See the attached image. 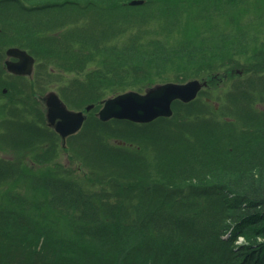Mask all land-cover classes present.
<instances>
[{
  "label": "trees",
  "instance_id": "obj_1",
  "mask_svg": "<svg viewBox=\"0 0 264 264\" xmlns=\"http://www.w3.org/2000/svg\"><path fill=\"white\" fill-rule=\"evenodd\" d=\"M16 1L21 9L31 4L33 15L94 10L129 25L156 21L176 40L144 45L133 34L121 48L108 46L112 61L128 55L133 65L141 59L157 70L179 59L187 68L200 54L227 68L245 58L249 70L264 72V0H145L141 7L130 0ZM166 50L172 55L163 59ZM132 63L127 71L135 77ZM200 121L193 111L130 123L144 128L137 145L127 139L136 147L120 146L80 180L37 168L41 157L30 162L14 152L8 167L0 159V264H264V126L226 131L210 147ZM160 124L165 132L180 125L179 141L149 129ZM116 161L119 178L110 173Z\"/></svg>",
  "mask_w": 264,
  "mask_h": 264
},
{
  "label": "rangeland",
  "instance_id": "obj_2",
  "mask_svg": "<svg viewBox=\"0 0 264 264\" xmlns=\"http://www.w3.org/2000/svg\"><path fill=\"white\" fill-rule=\"evenodd\" d=\"M133 1L141 3L131 5ZM18 4L19 1L15 0L11 4L0 5V74L2 60L7 59L6 52L9 59L17 60L5 61L6 71L18 75L17 78L3 76L0 81L2 165H11L15 157L13 153L16 152L24 155L28 161L29 158L41 157L43 161L39 160L40 163L35 165L37 168L43 166L39 168L43 171L51 170L57 177L80 180L82 172L89 173L90 169L99 164L107 165V158L112 159L118 155L120 146L136 147L135 142H139L136 137L144 129L135 126L143 123L129 120L101 121L98 112L102 102L127 92L144 94L155 86L167 83L185 84L193 80L206 83L194 100L188 103L173 101L172 115L159 118L171 119L194 111L195 116L201 120L200 125L205 127V132L210 133L207 140L210 147L220 145L219 140L226 135V131L237 135L244 132L247 126L254 129L256 122L264 126V72L257 71L258 67L252 69L254 71L249 70L244 64L245 58L240 60V64L237 65V62L227 68L221 63L213 65L216 61L198 54L199 58L187 68L178 59L179 62H173L165 69L149 70L141 59L133 65L128 55L125 58L119 57V61H112L114 55L108 58L112 49L108 46L118 44L121 48V43L133 34L145 41L144 45L147 41L175 44L176 40L169 28L164 29L159 22L129 25V22L117 21L112 14L94 10L81 13L75 10L45 11L33 15L27 9L31 4L22 3V9ZM127 5L141 7L145 5V0H130ZM19 22L27 23L21 28L22 32L18 29L21 24ZM36 24H39L37 29ZM117 28L123 30L120 32L122 35H110L118 32ZM103 33L107 36L103 37ZM13 49L16 51L10 53ZM95 51L101 60L94 57ZM103 51L108 52V55H99ZM166 52L168 50L161 53L160 57L166 59L172 55L167 56ZM131 63L133 69L138 71L133 72L135 77L127 71ZM18 64L23 66L20 73L9 69ZM24 69L27 71L24 72ZM2 89L6 91L2 93ZM51 93L60 99L68 111L82 112L84 116L81 128L65 138L56 132L47 119V97ZM190 103L187 107L179 105ZM196 120L192 119L191 122L194 124ZM226 122L232 123L229 125L232 128ZM162 125L149 129L155 130L159 137L166 133L167 138L173 137L171 139L174 142L179 141L177 138L183 129L180 125L171 124L167 132ZM128 138L134 140V144H127ZM166 142H162L164 147L169 145ZM238 143L235 147L240 145ZM8 160H11L10 163ZM121 163H112L110 173L116 178H119V172L124 171L118 166ZM23 185L27 189V183Z\"/></svg>",
  "mask_w": 264,
  "mask_h": 264
},
{
  "label": "water",
  "instance_id": "obj_3",
  "mask_svg": "<svg viewBox=\"0 0 264 264\" xmlns=\"http://www.w3.org/2000/svg\"><path fill=\"white\" fill-rule=\"evenodd\" d=\"M140 3L139 1H133L131 5ZM15 51L13 49L10 53ZM21 54L25 56L23 53ZM9 69L12 72L20 73L23 66L13 65ZM26 71L24 69V72ZM205 84L193 80L185 84L167 83L155 86L144 94L137 92L123 93L103 101L98 116L101 121L120 119L143 124L159 117L168 118L172 115L171 104L173 101L179 100L188 103L194 100ZM47 106V119L62 138L81 128L84 121L82 112L68 111L55 94L48 95ZM91 107L92 105L88 106L86 110Z\"/></svg>",
  "mask_w": 264,
  "mask_h": 264
},
{
  "label": "flooded vegetation",
  "instance_id": "obj_4",
  "mask_svg": "<svg viewBox=\"0 0 264 264\" xmlns=\"http://www.w3.org/2000/svg\"><path fill=\"white\" fill-rule=\"evenodd\" d=\"M5 54H6V58L7 59H4V60H2V65H1V69H2V75L0 74V76H1V79H0V81L2 82V80H3V76H8V77H10V78H17L18 77V75H14V74H12V73H9L8 71H6V68H5V61H7L9 58L7 57V53L5 52ZM9 60H11L10 62H16L17 60L16 59H9ZM9 62V61H8ZM2 66H3V68H2ZM3 90V92L2 93H4L6 90L5 89H2Z\"/></svg>",
  "mask_w": 264,
  "mask_h": 264
}]
</instances>
